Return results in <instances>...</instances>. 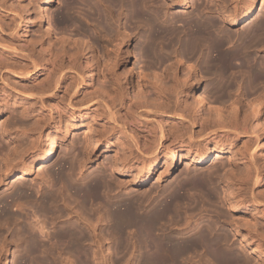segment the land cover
<instances>
[{
    "label": "bare ground",
    "instance_id": "1",
    "mask_svg": "<svg viewBox=\"0 0 264 264\" xmlns=\"http://www.w3.org/2000/svg\"><path fill=\"white\" fill-rule=\"evenodd\" d=\"M55 1L56 0H41L40 3H38V0H36L34 1V3L32 2V4L33 8L35 10L37 9L39 15L42 18L45 17L46 20V16L48 14H46L45 11L48 10V5L53 4ZM130 1L131 18H135L136 16L141 15L144 16L147 20L146 21L144 19L145 22H147V25L149 26V32L146 35V44L144 45V47H142V52L148 57H151L152 64L154 66L164 68L166 73L170 77H172V80L176 81L177 83V71L183 62L181 56H189V59L186 62L187 68L192 70V72L194 73V77L197 78L192 80V83L189 85H187L189 81L185 79L188 81V83L186 84V87L183 88L184 94H189L190 91L192 92V90L198 88L200 84V80L198 79L200 78L198 76L199 72H197L195 63L201 57L204 61V67L202 65L203 68L201 67L200 70L203 69V73L220 72L224 75L225 73L231 71L233 76L229 79V81L227 80V82L224 81L223 78H221L217 83L214 84L213 87L217 93L216 97L218 99V102H220L222 106L220 104L219 106L214 105V107H209L208 109H206L207 116L203 117L202 114H199L201 112V104L206 101L209 102V97L203 92L199 95L200 97L197 99V104L191 109L187 106L186 98H183L182 100L180 99L177 102L172 101L171 97L166 91L168 90L166 89L168 87L165 86V83L162 81L163 79H160L157 76L158 73H155L153 77L152 74H142V78L148 81V83H150L151 89L155 91V96L152 98L147 97L146 94H143V96L141 97L145 101L143 102L144 106L140 108L142 115H139L141 117L148 118L145 114H149L151 112L155 116L154 118L156 119V123L149 122L150 124L148 122L142 124L137 117L130 115L132 113H130L129 108L125 105L124 100H122L124 98H122V95L120 96V91H117V87H115L113 92L116 93H113V95L112 91H108L106 88L103 89L104 94H101V100L103 103L102 107L105 108V111L107 112V124L102 125L104 126L103 130H105L106 127H110L111 129L106 128V130H113L112 133L114 134L120 132L124 134V138L127 139H122L123 141H119L118 138L119 142H117V144L120 146L119 148H121V153L119 152L120 154L119 156H117L118 151L114 149L115 152H117L113 154L115 158L113 159L111 166L109 167L111 168V171L121 173L126 167L129 166L135 170L136 174L132 171L135 174L134 176L138 178L141 183L146 184L148 180L152 178L151 176L154 174V171L157 167V162L159 160V156L162 153L166 157L165 164L168 163L171 165L172 163H174V160L176 161L177 158H179L180 161V157H184L186 159L187 165L194 164V166H196L197 168V166H203L214 161L216 162V159L222 157V153L227 150H232L233 148L231 146L234 144V142L237 139H242V137H246V141L243 140V145L245 148L243 150H245V153L246 150H252V144H255L253 150H264V111L259 110V106L264 103V93L262 92V95H258L255 100L252 99V101L250 100L246 102V94L242 92L243 90L240 91L241 84H238L240 83V76L244 80V74L246 73V71H249L250 73V83L260 80L262 82V80H264V0H262V8H260L261 12L258 14V16L250 20L248 27L241 31L239 30V32L237 33H231L228 28L236 27L244 17L251 19V17L253 16L252 10L255 6V0H249V2L244 5H241L244 3V0H211L213 5H210V8L213 7L212 9H215L220 14V21L211 16L210 8H208L209 6L204 7L202 6V4L195 3L194 8L190 9L191 5L188 4V0H163V3H161L159 0H148L152 2V16L150 14L149 16L146 15V10L143 11L144 8L150 9L147 3L144 2L146 0ZM25 7L28 8V6ZM176 8H180L181 12L175 13L174 9ZM32 9H30V11H32ZM164 10L165 15L163 14ZM112 18L115 17L112 16ZM179 20L182 21L183 27L175 25L173 26V24H175L176 21ZM47 21L49 22V20ZM221 21H223V23H221ZM167 22L169 25L167 24ZM115 29V36L117 39H119L118 37L121 35V32L116 27ZM115 36L113 35V37ZM124 38V40H122V38L120 39L124 41L125 44H127L126 57H130L132 55V37L130 36V34L127 33L126 35H124ZM107 51L109 50H106V53H108ZM108 60L111 61L112 59ZM235 61H239L240 64L238 66L234 65ZM112 63L116 65L117 62L114 63L113 61ZM112 63L110 64L112 65ZM110 64L106 63V66L108 67L110 66ZM96 67L97 66L93 65V67L89 69L90 71L87 76V79L89 80L88 85L91 84L89 82H91L94 76L96 75H94V69ZM247 68H249V70H247ZM109 70L112 69L110 68ZM150 76L152 77V79ZM72 79L76 85H78L82 79L84 80L80 73L73 75ZM130 81L131 83L133 82L132 80ZM58 84L59 81L55 83V86H58ZM236 84L239 85V87H237ZM177 85H179V83ZM126 86L128 90V84ZM235 87L237 89H235ZM141 89L142 88L140 86L139 90L143 91V89ZM228 89L229 92L230 89H232L236 93H233L234 96L232 94V99L228 100L230 101L229 104L228 102H226V91L228 94L232 93V91L229 93ZM145 90L147 91V89ZM210 91L212 94L214 93L213 90ZM255 102H258V104H255ZM126 107L129 111L125 109ZM124 109L127 110V112L123 113ZM252 113L254 114V118L257 121L256 125H260L261 131L259 133V136L255 138L251 137V139L249 134L255 129L252 123L254 119H252ZM163 114L166 115L168 120L171 119L170 124L167 123V120L164 121L166 117H162ZM75 120V117H71L70 122L73 123ZM147 121H149V119ZM9 125L10 124L6 122L2 124L0 123V129L2 133L7 136V139L10 138L12 144H15V146L13 145L14 147H12V149H8V151L6 152L2 149V151H4L5 153L4 156L2 154L3 159L0 162V186L7 181L9 175L17 176L18 174H22L21 178H24V176H30L33 170L34 162H36L37 160H39L41 164H39L38 171L42 169L43 171L49 170L50 166L54 162V158L57 155L58 143L60 142V140L66 137L69 132V128L65 126V129L63 128L64 133L60 132L58 134V130L53 133H46L44 136L45 147H42L40 145V137L37 136L39 138H33V136L28 132V128L23 127L24 125H20L21 127L18 126V128L16 126L17 124H14L16 127H11ZM72 126H74V124H72ZM29 130L32 131L33 129ZM74 130H77V127H75ZM146 130L151 134H155L154 136L152 135V143H146L144 140L141 139L142 133ZM156 130H158L157 133ZM92 131L93 130L90 126H86L85 131H83L85 132L84 136L86 139L89 138V140H94L95 144H98V139H94L97 135L93 136L92 133L89 137L86 134H90V132ZM108 131L103 132L106 133ZM94 133H96V131ZM104 133H102V135H105ZM24 135L27 136L28 139L31 141L30 143H32V146L30 147H32V150H16L19 145L17 141H19V138ZM168 139H170L171 141H169ZM166 140L169 141L168 143L172 144L169 145L167 143L168 145H165L164 142ZM109 141H107V143ZM111 142H113V140L110 141V144ZM0 143L1 148H10L9 144L5 145L3 144V141H0ZM210 143H213L215 145V150L218 151L216 154L213 153L212 150L209 148ZM176 149H178L180 153H178ZM249 152L250 151H248V154ZM250 155L249 156L252 158H257V154L255 155L254 151L250 153ZM252 160L254 162V159ZM257 160L258 159H256V162ZM253 165H256V163ZM258 167H256V169ZM72 168L73 167L67 168V170H72ZM166 169L168 168H165V170ZM47 172L46 174H48ZM72 172L73 170L70 172V174ZM191 172L188 174V177L185 176L187 178H185L183 181H177L175 179L171 180L172 182L169 183L164 193H162L161 195L158 194L157 196H153V193L152 197H150L148 196L149 194L145 195L144 193V197L143 195H141L142 198L139 199L132 197L131 199H126L125 196L120 197L118 196L117 191H115V193H112L114 192L115 188H118V190H123L127 187V183L124 182L127 180H121L122 175L120 173L117 174V181L114 182L113 180H109L110 182L107 181V178V180L104 178V180L97 178L91 179L89 181H85V179L83 180L85 182L83 183V185L81 184L80 186H77L72 183L73 181H71V183L74 185L72 187L74 189V195L77 196V198L74 197L75 199H73L72 194L71 200H74V202L78 201V204L82 207V209L83 207L85 209V206H88L91 202L99 200L100 205L98 204V208L94 207L90 210L87 209L88 212L85 211L86 216L83 215L84 213L81 212L82 210L80 211L77 208L78 211H76V207V210L74 211V208L72 206H75V204H73L74 202H66L69 199L66 200L63 199L65 197H62L63 195L66 196L67 193L62 195V192H64L62 188V190H59L60 188H58V194L55 193L54 189H52L54 184L51 183V185H53L52 188L49 187V189L52 190L50 192L47 190L49 192L47 194L41 193V204L38 203L40 206L39 208L37 207V212H39L41 217H43L40 219V222L37 220L38 222L35 221L34 224L33 222L27 223L26 221L28 220L29 215L24 216V213L20 211L23 214V217L27 220L25 219L26 225L23 227V229H21L22 232L19 236L20 238L17 237V241L20 240L24 243L26 242V253L32 256L31 258L33 260L31 262H22V264H56V261H54V255L56 256L60 253L56 254L57 252H55L54 254L53 249H55V251H58L60 248H57L58 246H60L59 243H64L66 246L65 251L67 250L66 252L70 253L71 255L80 254L79 257H81L82 255H90L92 259L96 261V264H108V262L111 261V259L113 258V255L104 249V240H106V236L103 240L100 235H104L102 233L99 234V232L101 231L99 230V228H101L102 222L109 224L108 226H110L111 228L110 231H108L109 234L110 232H112V235L113 233L114 235H117V242L114 239L116 243L115 250L117 256L115 254L114 259L116 258V261L119 264H130L132 261L134 264H194V260L196 261V258L198 259L200 264H251V262H253L252 264H260L256 263L258 261L257 259H254L257 260L255 262L253 260L251 261V258L248 256V252L256 256H264V231L259 232L258 229L257 233L259 234V236H257V239H254L256 237L252 235L249 236L246 234V232H243L244 230L242 231V229H239L238 225H235V219L228 216V213H223L224 210L220 212L221 209H219V213L216 212L219 214L218 218L216 216V219H218L217 221H214V217V220H212V217L210 218L208 215H206L211 220H208L207 217V221H198L194 225L191 224V220H193L191 218L194 217L195 219V207H193L195 203L193 204L191 203V201L196 203L198 201V196H196V199H194L195 195L193 190H202L205 188L208 189L207 186L209 187V182L211 180L214 182V179L211 178L210 181L207 179L209 181L207 183V181L205 180L207 177L204 178L202 176H199L200 174L198 172L196 173H198L199 175H191ZM259 172L256 173L255 171V179H258L260 177ZM64 173L65 172H63V174ZM57 174H59V178H57V180L62 179L64 176L59 172ZM67 174H69L68 171ZM67 174H65V176ZM230 176L229 178L226 176V179H228V181L229 179H231ZM67 177H65V179H67ZM210 177L211 176L209 175V179ZM26 178L27 177H25V179ZM69 178L71 177L69 176L68 179ZM66 181L69 182L68 180ZM225 181L228 182L227 180ZM232 181L233 180H231V182ZM63 182L64 184L66 183L65 180H63ZM71 183L70 185L65 184V187L68 188L69 186H71ZM213 185L215 184H210V187ZM69 188L67 189V191L69 190ZM224 188L225 194L223 196V199L221 200H223V204L228 207L231 212L230 214L232 215L234 214V211L236 209L242 208L241 205L244 204V200L241 199L242 197H239L236 194L237 192H233L235 190H229V187ZM103 189H106L105 191L109 190L107 191V197L102 196L105 195L102 194V192L104 191ZM211 190H213L212 187ZM25 191L22 188H18L13 194L11 193L12 196L9 195L10 198H7L5 194L4 197L0 196V235H6V233L3 232L2 226H4V223H7V221L11 219V217H14L12 213L14 212L12 210L13 202H17L18 200H20L21 203L22 199L27 198L29 196L28 193ZM47 191L45 190V192ZM60 191L62 192L59 193ZM191 191L193 193L192 195H190L191 193L189 194V192ZM110 192L112 194L109 196ZM205 193L206 192H204V194ZM210 193L213 194L211 191ZM200 195L199 197H201ZM25 200L22 201L25 202ZM61 200H64L62 201L63 204H60ZM17 204V206H19V203ZM201 204L203 205V203ZM201 204H199V206H196L195 204L198 209L200 207V212ZM62 205H64V207ZM181 205H187L186 209L184 207V209H182ZM189 206H191V208L193 209L190 208L191 210H189ZM202 207H204V205ZM192 210L194 211L192 212ZM188 211H191L192 213H189ZM200 212H198L199 214H197L199 215V220L200 218L203 219V215L202 213L200 214ZM258 213L261 214L260 211H258ZM262 215L260 216L262 217ZM36 216L38 217V215ZM17 217L18 219H23L21 215H18ZM49 219H51V221ZM254 221L256 222L257 220L254 219ZM60 222L62 224L58 225V223ZM49 223L53 224V226L51 225L54 229H52L53 231L46 230L49 226ZM7 224H9V221ZM256 224L253 226H257ZM35 227H39L40 232L47 237V240L49 242L51 241L52 243L50 242L51 244H48L45 241H40L33 231ZM4 236V239L0 236V239H3L2 243L7 242V236ZM237 239L240 240V247L244 252L243 257L239 254L234 253V245H236L235 242ZM2 243L0 245V250L3 247L2 245H5ZM87 245H90L93 251L90 252V249H88L89 247H86ZM7 246L9 249L10 242H7ZM70 254H68V256H70ZM79 257L76 258L79 259ZM82 258L83 256L79 260L83 264H87V262H85L86 259L84 260V258L86 257L84 256V258ZM66 260L67 259H64L63 262L60 261L62 262L61 264H68L69 261ZM118 263L115 262V264ZM7 264H19L17 257H15V254L14 256H11L9 258Z\"/></svg>",
    "mask_w": 264,
    "mask_h": 264
},
{
    "label": "rangeland",
    "instance_id": "2",
    "mask_svg": "<svg viewBox=\"0 0 264 264\" xmlns=\"http://www.w3.org/2000/svg\"><path fill=\"white\" fill-rule=\"evenodd\" d=\"M34 1L36 0H0V123L1 124L5 122L9 123L10 124L9 126L11 127L15 126L14 124H17L16 125L17 128L18 126L21 127L24 125L23 127L28 128V132L33 136V138L40 137V145L42 147H45L44 136L46 133L48 132L53 133L56 130H58L57 132L58 134L60 132L64 133L65 126L69 128V132L67 136L64 137L62 140H60V142L58 143L57 155L54 158V162L50 166V169L47 170L48 172L43 171V169L38 171L40 162L39 160H37L36 162H34L33 170L30 176H24V178H21L22 174H18L17 176L9 175L7 181L0 186V194H1L0 196L4 197L6 195L7 198H10L9 195L12 196V194L18 188H22L24 189V191L26 190L25 192H27L28 195L30 196V197L28 196L29 198L27 197L22 199V200L26 199L25 200L26 203L23 202L22 200L21 203L20 200H18L17 202L15 201L13 202L12 210L14 212L12 213L14 217H11V219L8 220L9 224H7L8 223L7 221V223L5 222L7 225L4 223V226H2L3 232L6 233V235L2 234L0 236L2 238L4 235L7 236V242H10V246L8 249L7 242L2 243L3 242L2 240L4 238L2 240L0 239V245L1 243L5 244L2 245L3 247L0 250L1 251L0 257L2 260V261L0 260L1 261L0 264H7L9 258L11 256H14V254L15 257H17L19 264H22V262L25 261L27 262L33 261L31 258L32 256L26 253V242L24 243L19 239H18L19 241H17V237L20 238L19 236L21 235L22 232L21 229H23V227L26 225L25 221L27 219L23 217L22 213H24V216L29 215L28 220L26 221L27 223L33 222L34 224L35 221L40 222V219L43 218L41 217L40 213L37 212L38 210L37 207L39 208L40 206L39 204H41L40 201L42 194L44 193L47 194L52 189H54V192L58 194V188H60L59 190L63 189L64 192L60 191L59 193L62 192V195L67 193L66 196L64 195L61 196L65 197L63 199L66 200L69 199L66 202L70 203V201L74 202V200H71L72 194H73L72 195L73 199H75L74 197L77 198V196L74 195V189L72 187L74 185L77 186H80L81 184L83 185V183H85L83 180L85 179H86L85 181H89L91 179L107 178L108 179V180L106 179L107 181L109 180H113V182L117 181L116 177L117 174L120 172L111 171V168L109 167L111 166V163L115 158L113 154L118 151L117 156H119V154L121 153L120 152L121 148H119L120 146L117 144V142L127 139L124 138L125 135L120 132H117L119 134L118 135L117 133L116 134L112 133L113 130H109V131L106 130V128L111 129L110 127H106L105 130H103L104 126L102 125L107 124V119H106L107 112L105 111V108L102 107L103 103L101 100L102 98L101 94H104L103 89L106 88L108 91H112V95H113V93H116L113 91L115 87H117L116 89H118L117 91H120V96L122 95V98H124L122 100H124L125 105L129 108L130 113H132L130 114L131 116L137 117L142 124L145 122L156 123V119L154 118L155 116L151 112L149 114H145L148 118H144L140 116L142 115L140 108L144 106L143 102L145 101L144 99L141 98L143 94L144 95L146 94L147 97L150 98L155 96V91L151 89L150 83H148V81L142 78V74L143 75L152 74L153 77L155 73H158L157 76L160 79H163L162 81L165 83V86L168 87L166 88L168 90L166 89L165 90L167 91L168 95L171 97L172 101L177 102L180 99L182 100L183 98H186L187 106L190 107L191 109L197 104L198 101L197 99L200 97L199 95L203 92L205 95L209 97L208 98L209 102L206 101L201 104V112L199 114H202L203 117L207 116L206 109H208L209 107H214V105L219 106L221 104L220 102H218V99L216 97L217 93L213 87L214 84L217 83L221 78H223L224 81L227 82V80L229 81V79L233 76L231 71L225 73L224 75L220 72L203 73V69L200 70L202 65L204 67V61L203 58L201 57L195 63L197 72L200 73V74L198 73V76L200 77L198 78L200 80L199 82L200 84L198 88L192 90V92L190 91L189 94H184L183 88L186 87L188 81L189 83L187 85L191 84L192 80L197 78L194 77V73L192 72V70L187 68L186 62L188 61L189 56L188 55L181 56L183 62L177 71L178 74L177 83L176 81L172 80V77H170L166 73L164 68L154 66L152 64L151 57H148L142 52V47H144V45L146 44V35L149 32V28H148L149 26L147 25V22H145L146 19L144 16L139 15L136 16L135 18H131L130 0H56L53 4L48 5L47 8L48 12L45 11L46 14H48L46 16L47 17L46 20L45 17L42 18L39 15L37 9L35 10L33 8L32 2L34 3ZM40 1L38 0V3H40ZM146 1L144 2L147 3L148 7L151 10L144 8L143 11L146 10L145 11L147 13L146 15L149 16L150 14L152 16V2L148 0ZM159 1L163 3V0H159ZM188 1H189L188 4L191 5L190 9L194 8L195 3L202 4V6L204 7L209 6L208 8L211 7L210 5H213L211 0H188ZM248 2L249 0H244V3L241 5H244ZM25 6H28V8ZM261 6H262V0H255V6L252 10L253 16L251 17V19L244 17L236 27L228 28V30L231 33L232 32L237 33L239 32V30L241 31L246 27H248L250 20L256 18V16H258V14L261 12L260 10V8H262ZM212 8H210L211 16L220 21L221 19L220 14L215 9ZM30 9H32V11H30ZM27 12L29 15L27 14ZM174 12L179 13L181 12V10L180 8H176L174 9ZM163 14L165 15V10L163 11ZM110 15H112L115 18H112V16ZM47 20H49V22ZM176 23L173 24V26L175 25V26L183 27L182 21L179 20L176 21ZM221 23H223V21H221ZM115 27L119 29L121 32V35L118 37L119 39L122 38V40H124L125 39L124 35H126L127 33L130 34V36L132 37V41H131L132 55L130 57L129 56L126 57L127 44H125L124 41H122L121 39L119 40L116 38ZM113 35L115 37H113ZM106 50H109L107 51L108 53H106ZM106 57L112 60L109 61ZM113 61L114 63L117 62L116 65L112 63ZM109 62L112 63L113 66L114 65L115 66L113 67ZM106 63L110 64V66L107 67ZM239 64H240L239 61H235L234 63V65L237 66ZM93 65L97 66L94 69V75L95 74L96 75L94 76L93 80L89 82L91 84L88 85L89 80L87 79V76L90 71L89 69L93 67ZM109 67L112 70H109L110 69ZM247 70H249V68H247ZM76 72L78 74L80 73V75H82V77L84 78V80L82 79L78 85H76L72 79V76L77 74ZM249 75H250L249 71H246V73L244 74V80L240 76L239 78L240 83H238L239 85L241 84L240 91L243 90L242 92L246 94V98H245L246 102L250 100L252 101V99L255 100V98H257L258 95H262L264 93V82H263L264 80H262V82L260 80L250 83ZM185 79H187L188 81ZM130 80H132L133 82L131 83ZM57 81H59V84L58 86H55V83ZM126 83L128 84L129 87L128 90ZM178 83L179 85H177ZM139 85L141 86L143 91L139 90L140 89ZM239 85L236 84L237 87H239ZM144 88L147 89V91ZM235 89L237 88L235 87ZM210 90L213 91L215 90V91L212 94ZM231 91L232 93H230ZM230 92H229L230 94H228L226 91V99H227L226 102H228V104L230 103V101L228 100L232 99V97L234 96L233 93H235V91L230 89ZM255 104H258V102H255ZM127 107L125 109L128 110ZM125 109L123 110V113L127 112V110ZM259 110L264 111V103L259 106ZM70 116L75 117L76 119L73 123L70 122L71 121ZM252 116L253 119L254 118L253 113ZM162 117L165 118L166 115L163 114ZM148 119L149 121H147ZM166 120L167 123L169 124L171 123V119L168 120L166 117L164 121ZM56 122L58 123V125ZM252 123L255 129L253 128L254 131H252L249 134V136L250 138L251 137L255 138L259 136L261 127L259 124L256 125L257 121L255 120V118L253 119ZM72 124H74V126H72ZM86 126H90L94 132L96 131V133L92 131L90 132V134L89 133L86 134L89 137L92 133L93 136L97 135L94 139H98L97 140L98 144H95L94 140H89V138L88 139L85 138L84 136L85 132L83 131H85ZM75 127H77V130H74ZM29 129L31 130L33 129V130L30 131ZM103 131L104 132L108 131V132L104 133ZM157 132L158 130H156V133ZM102 133H104L105 135H102ZM152 135L154 136L155 134H151L146 130L142 133L141 139L144 140L146 143L147 142L152 143L153 142ZM6 137L7 136L3 134L0 129V141H3V144L5 145L6 144L10 145V148L0 147L1 152H3V153L0 152V162L3 159L2 154L4 156V153L8 151V149L10 150L12 149V147L15 146V144H12L10 138L7 139ZM22 137H20L19 141H17L19 145L18 148L16 147L17 148L16 150H23V151L32 150V147H30L32 146V143H30L31 141L28 139V137L25 135ZM108 139L110 141L113 140V142H111L110 144V141ZM170 139L168 140L171 141ZM168 140L164 142L165 145L172 144V143H168L169 142ZM243 140L246 141V137H242V139H237L234 142V144L231 146L233 148V149L231 148L232 149L230 150L231 152L229 150L225 151L224 153H222V157L216 159L217 160L216 162L214 161L212 163H208L203 166H197V168L196 166H194V164L187 165L186 159L184 157H180V161L179 158H177L178 160L177 159L176 161L174 160V163H172L171 165L168 163L165 164L166 157L162 153L159 156L157 167L154 171V174L151 176L152 178H150L146 184L141 183L140 180L134 176L136 174L135 170L128 166L124 169L123 172L120 173L122 175L121 180L123 179L127 180V181L123 180L124 182L127 183V187L124 188L123 190H118V188L117 189L115 188L114 192L112 193H115V191H117L118 196L120 197L125 196L126 199L128 198L131 199V197L139 199L142 198L141 195H143L144 197V193L145 195L149 194L148 196L150 197H152L153 193H154L153 196L154 195L157 196L158 194L161 195L162 193H164L169 183L172 182L171 180L175 179L177 181H181V180L183 181L185 178L188 177V174L192 171L191 175L200 174L199 176H202L204 178L207 177L205 179L207 183L211 180V178L214 179L215 183L211 180L210 181L211 183L209 182L208 184L209 187L207 186L208 189L205 188L202 190L201 189L193 190L195 195L194 199H196V196H198V198L203 200L197 198L199 203L197 200H195L197 201V203L192 201L191 203L193 204L195 203L196 206H199V204L203 203L204 207H202L203 205L201 204V212H200V207L198 209V207H196L195 204L194 206L192 204V206L195 207L194 209L195 211L199 210L198 212H200V214L202 213L203 219L200 218L199 220V215H197L199 213L192 210V212L194 211L195 219L194 217L191 219H193L196 222L191 220L192 222L191 224L194 225L198 221L200 222L207 221L206 219L208 216L210 218L212 217L211 218L212 220H214L215 218L214 221H217L218 219H216V216L218 218L219 216L218 211H220L219 209H221L220 212L224 210L223 213L225 214L228 213V216L235 219V223H236L235 225H238L239 229H242V231L244 230L243 231L244 233L246 232L247 235L249 236L252 235L256 237L254 239H257L258 238L257 236H259L257 230L259 229L258 230L259 232L264 231V227H263L264 215H262L264 214L263 211L264 210V162H263L264 150H253L255 144L254 145L252 144V150H248L250 151L249 154L247 150L245 153V150H243L245 149L243 145L244 144ZM88 141L90 144L88 143ZM107 141L109 142L107 143ZM209 146H210L209 148L212 150L213 153L216 154L218 152L217 150H215V145L213 143L212 144L210 143ZM2 149L5 152L2 151ZM114 149H116L117 151L115 152ZM176 150L178 153H180L178 149ZM253 151L255 155L257 154L256 155L257 158L250 157L251 156L250 153H252ZM251 158L254 159L256 165H253L255 163ZM256 159H258L257 162ZM71 167H73L72 168L73 172L70 174L72 170L70 169L67 170V168H71ZM256 167L258 168L256 169ZM165 168L168 169L165 170ZM66 170L68 171L69 174H67ZM255 171L256 173L257 172L260 173L259 174L260 177L258 179L257 178L255 179L256 176ZM46 172L48 174H46ZM58 172L60 174H63V172H65L63 174L64 175L63 178L58 179L59 181L57 180V178H59L58 177L59 174H57ZM196 172H198L199 174ZM65 174L67 175L65 176ZM68 175L71 178L68 179L69 177ZM209 175L211 176L210 179H209ZM224 175H226L228 178L230 176L231 178L229 179L230 182L228 181V179H226L227 177ZM25 177L27 178L25 179ZM65 177H67V179H65ZM63 180H65L66 182L65 184H69V185L71 181H73L72 183H74V185L71 183V186H69L71 188L68 187L69 190L67 191L68 188L65 187ZM66 180H68L69 182H67ZM225 180H227L229 183L226 182ZM231 180L233 181L231 182ZM51 183L54 184V185L52 184L53 188ZM56 184L58 185V187ZM210 184H215L211 186L213 190H211ZM214 186H215V190H214ZM49 187H51L52 189H49ZM224 187L226 188L229 187L228 188L229 190H235L233 192L234 193L237 192L236 194L239 197H242L241 199L244 200V204L241 205L242 208L236 209L234 211V214L232 215L230 214L231 212L228 209V207L225 204H223L224 203L223 200H221L223 199V196L225 194ZM45 190L46 191L48 190L49 192L48 191L45 192ZM103 190H102L103 192L102 191L101 192L102 194L105 195L102 196L105 197L106 195H108L107 191L109 190L107 191H105L106 189ZM203 191L206 193L204 194ZM210 191L214 195L211 194ZM112 193L110 192L109 196ZM197 193L199 195L201 194L200 195L201 197H199ZM189 194L192 195L193 194L192 191L189 192ZM36 199L37 201L38 200L39 201L37 202ZM62 201L64 200H61L60 204L62 203ZM17 203H19V206H17L18 205ZM91 203L88 206H85L86 207L85 209L84 207L82 209V207L79 206L78 201L73 203L75 204V206L74 205L72 206L74 208V211L78 208L80 211L82 210L81 212L84 213L83 215H85V213L88 212V210L94 207L96 208L97 206L100 205L99 200H95ZM62 206L64 207V205ZM183 207L186 209L187 205L185 206L181 205L182 209H184ZM190 208L191 206H189V210L193 209ZM78 209L76 211H78ZM258 211H260L261 214L258 213ZM192 212L190 211L189 213ZM18 215L19 216L21 215L23 219L21 218L18 219L17 217ZM36 215H38V217ZM260 215H262V217ZM209 217L208 220L210 219ZM254 219L257 221L255 222ZM49 220L51 221V219ZM61 224H62L61 222L58 223V225ZM255 224L257 226H253ZM48 225L49 226L47 227L46 230L51 231L53 229L52 228L53 224L49 223ZM108 225L109 224L102 222L101 228H99V230H101L99 234L102 233L104 235V236L100 235L103 240L106 236V240H104L105 241L104 249L113 255V258L111 259V261L108 262V264H115V262L118 263L116 261V258L114 259V256L116 254L115 240L117 239L116 238L117 235L115 234L116 235L115 236L114 233L112 235V232H110L109 234L108 231H110L111 228ZM15 228H17L18 230ZM33 231L37 235V238L40 241H45L48 244L52 243L51 241L50 243L47 240V237L40 232L39 227L38 228L35 227ZM238 240L239 239L236 240L235 242L236 245H234L235 246L234 253L239 254L240 256L243 257L244 252L240 247L241 246L240 240L239 241ZM59 244L60 246L56 244L58 246L57 248L60 247L59 250L57 249L58 251H55V249H53L54 254L55 252H57L56 254L60 253L59 255H56L57 257L54 255V261H56L55 262L56 264H61L64 259H67L66 261H69L68 264H72V263L83 264L79 260L82 256L83 258L84 256L86 257L84 258V260L86 259L85 262H87V264H96L95 263L96 261L92 259L90 255L88 256L82 255L81 257H79L80 254L78 255L74 254L76 257H79L78 259L73 254L71 255L70 253H67L66 252L67 250L65 251L66 246L64 243L62 244L59 243ZM86 247L87 248L89 247L88 249H90V252L93 251L90 245L89 246L87 245ZM68 254H70V256H68ZM248 256L251 258V261L253 260L255 262L258 260L256 263L264 264V256L260 257L254 254L252 255L249 252H248ZM62 257H66V258H62ZM252 263L253 262H251V264ZM130 264H134L133 261ZM194 264H200L197 258L196 261L194 260Z\"/></svg>",
    "mask_w": 264,
    "mask_h": 264
}]
</instances>
